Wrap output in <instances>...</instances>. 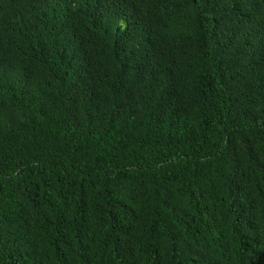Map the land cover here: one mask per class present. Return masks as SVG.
<instances>
[{
	"label": "trees",
	"instance_id": "1",
	"mask_svg": "<svg viewBox=\"0 0 264 264\" xmlns=\"http://www.w3.org/2000/svg\"><path fill=\"white\" fill-rule=\"evenodd\" d=\"M0 264H264V0H0Z\"/></svg>",
	"mask_w": 264,
	"mask_h": 264
}]
</instances>
